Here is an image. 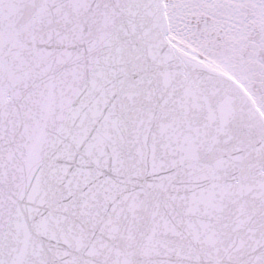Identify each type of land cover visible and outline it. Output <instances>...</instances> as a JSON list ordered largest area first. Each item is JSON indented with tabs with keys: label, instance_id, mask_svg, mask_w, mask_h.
I'll use <instances>...</instances> for the list:
<instances>
[{
	"label": "snow or ice",
	"instance_id": "obj_1",
	"mask_svg": "<svg viewBox=\"0 0 264 264\" xmlns=\"http://www.w3.org/2000/svg\"><path fill=\"white\" fill-rule=\"evenodd\" d=\"M0 264H264V0H0Z\"/></svg>",
	"mask_w": 264,
	"mask_h": 264
}]
</instances>
